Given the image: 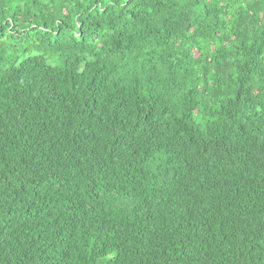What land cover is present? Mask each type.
Wrapping results in <instances>:
<instances>
[{
	"label": "trees",
	"instance_id": "1",
	"mask_svg": "<svg viewBox=\"0 0 264 264\" xmlns=\"http://www.w3.org/2000/svg\"><path fill=\"white\" fill-rule=\"evenodd\" d=\"M0 264H264V0H0Z\"/></svg>",
	"mask_w": 264,
	"mask_h": 264
}]
</instances>
